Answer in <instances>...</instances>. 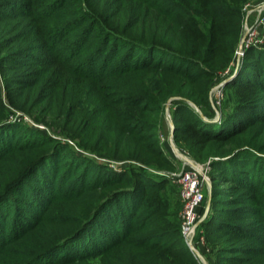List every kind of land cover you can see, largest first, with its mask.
I'll return each mask as SVG.
<instances>
[{"label":"trees","instance_id":"16d2710c","mask_svg":"<svg viewBox=\"0 0 264 264\" xmlns=\"http://www.w3.org/2000/svg\"><path fill=\"white\" fill-rule=\"evenodd\" d=\"M122 1L113 0L117 7L109 13L93 0H0V56L5 54L0 65L24 57L32 68L14 81L23 93L13 106L38 112L40 122L51 126L48 118L61 87L46 90L51 99L33 94L41 82V89L52 87L65 74L62 68L42 67L50 56L65 58L57 46L70 40L68 62L86 60L85 52L96 46L102 70L93 65L85 78L94 83L81 89L83 97L73 94L64 101L72 104L70 113L58 107L63 128L98 156L109 148L116 153L124 140L135 147L117 152L113 160L123 153L139 157L140 150L168 164L159 128L166 104L180 98L173 102L174 140L197 162L210 163L214 212L224 195L232 206L241 188L260 190L256 205L262 217L255 230L239 223L244 218L239 209L208 225L232 243L225 264H264V188L240 180L250 161L264 155V134L250 121L264 108V44L246 50L237 79L224 86L233 111L216 122L211 99L216 80L235 59L246 0H134L138 4L129 17L118 7ZM150 20L153 24L144 27ZM37 47L43 56L34 53ZM4 111L1 100L0 264H77L104 256L118 262L129 258L130 250L150 251L155 264H198L171 205L169 180L156 181L145 168L118 175L88 164L42 130L5 124ZM64 151L70 157L63 160ZM257 163L264 175V161ZM147 229L169 238L152 244ZM177 240L185 247L178 248Z\"/></svg>","mask_w":264,"mask_h":264},{"label":"rangeland","instance_id":"374dc122","mask_svg":"<svg viewBox=\"0 0 264 264\" xmlns=\"http://www.w3.org/2000/svg\"><path fill=\"white\" fill-rule=\"evenodd\" d=\"M113 0H93V4L99 3V8L101 10H108L109 13L115 9L117 6L112 4ZM138 4V3H137ZM134 0H123L122 2H119L118 7L122 8L121 13L124 12L127 17L131 16L132 13L135 11V6L137 5ZM264 5V0H246L244 4L242 5V10L244 14L243 18V25H242V39L244 38L245 33L246 39L241 47V42L237 46V51L235 55V59L232 63V67L227 69L225 72H223L221 75V78L217 79L212 90H211V99L213 101L214 108L216 110V115L213 120L216 122L220 121L222 116L226 114H230L233 111V98L229 91L224 89V82L228 79H231V81L237 79L243 63L244 58L246 55V50L251 47H257L261 48L264 44V9L262 8ZM95 7V6H93ZM142 11H144V7L141 6ZM139 11H141L139 9ZM152 21H148L144 23V27H147L149 25H152ZM23 38L26 40V37L23 36ZM72 41V40H70ZM67 42V44L62 46H57V49H60V51L64 52V57L62 58L61 55L58 54V57H49L48 62L45 66L46 67H56V68H62V71L64 72L65 76L63 75L61 77V81L59 83H54L52 87L46 86L44 89H41V86L43 85L42 82L40 83L38 89L36 90L35 97H48V99L52 98V94L50 92H47V89H52L56 87H61V91L59 92V98L58 102H53L55 105L53 108L54 114L50 115V118H48V123L40 122V118H43V115H40L38 112L31 111L28 109H20L18 107L13 106L12 100L19 104V97L20 93H23V90H17L14 86V81L22 76H25L26 73L30 72L32 68L30 67L29 58H18L19 62H15L14 64H7V65H0V101L2 100V104L4 105L5 111V124H20L23 128L29 129H39L48 134L49 137H52L56 139L57 141L62 142L64 145H67L70 148L71 155H75V157H79L80 159H84V161H88V164L92 163L93 165H100V166H106L109 168V171H111L113 174H122L127 169L130 168H145L155 179L156 181H161L162 179H167L170 182L169 187V199L171 202V205L175 211L177 212V219L180 220L181 212L183 209V202L181 199V188L177 183L176 177L182 172H185L186 170L193 168L191 165H189L187 162L183 161L181 158H179L173 151L172 144H171V133L172 128L170 125V119L173 120L172 115V109H173V102L170 103V117L168 116L166 110L162 115V120L160 123L159 128V139L162 151L166 158L168 159V164L165 162H156V158L154 156L150 155L148 152H140V156L137 157L136 155L131 156V158H126L125 153L118 154L119 157L122 159L119 161L113 160L112 157L117 155V152H123L125 148L133 149L135 147L133 143L127 142L122 140L123 144H121L119 147H117V151L115 153V148H109L111 150L105 151V156H98L95 153H92L88 148H82L79 144V139H73L70 135L69 130H65L63 127L65 126V120L61 117V114L59 113V108L62 111H66L67 113H70V105H72L70 102L68 105L65 104L64 101H69V96L75 94L77 97H83V92L85 89L87 90V86L91 83H94V81L86 79V75L89 72L90 68L93 65H96L95 71H101L103 67L102 59L100 56H96L95 48L88 49L86 54V60L78 63L76 60H73V62L66 61L68 52H70L69 49H74L73 42ZM69 44V45H68ZM64 46V48H63ZM125 46V45H123ZM127 51V48H126ZM34 53H36L39 56H43L45 52L39 47L34 49ZM5 54H1L0 58L3 57ZM117 59H121V56H116ZM25 62V63H24ZM24 63V65L20 64ZM17 65V66H16ZM4 66V67H2ZM41 68V69H42ZM64 69H69L64 71ZM83 73L81 76H76L77 73ZM39 73V72H38ZM106 74H103V76ZM105 81L106 79H102ZM98 83V82H96ZM25 96L27 98V94L25 91ZM32 96V97H33ZM261 98H264V94H261ZM176 101V100H175ZM264 101V100H263ZM169 105V102L166 104ZM191 106L195 109H199L196 107V105L191 104ZM59 107V108H58ZM201 112V110L199 109ZM250 121H252L251 128L255 131H259L261 134H264V108L258 109V112L255 116L250 117ZM25 125V126H24ZM95 139V138H93ZM116 141V139H115ZM93 142V141H92ZM175 142V140H174ZM176 144V143H175ZM116 145V144H115ZM113 145V147L115 146ZM177 146V145H176ZM178 148V147H177ZM179 151L192 161H194L196 164L200 166V168H195L199 171V177L200 182L202 184V190L205 195V200L201 204L200 208L198 209V217H199V223L196 227V232L193 237V241H188L185 239L186 245L189 246V242H192L193 248H190V252L194 255L196 261L198 264H205L196 254L198 251L205 259L207 264H225V259L227 257H232V252L234 251L232 243L227 242V237L221 236L220 233L215 231L214 229H210L208 227L210 222H214L218 220L219 218L224 217L225 213L229 211V209H239L238 212H242L244 214L242 218L243 220H240L239 223H242L244 225H248L249 228L252 230H255L257 226H259V221L262 217V214L258 211V205H256L257 194L258 192L254 193L250 191L249 189H242L238 191V193L235 196V204L233 203L232 206H230L229 198L224 195L221 199L222 202L216 203L215 212L213 210V192H214V180L212 176L211 166L210 163H199L196 160H194L187 151L178 148ZM67 157H70V154L68 151L63 152V160ZM125 157V158H124ZM264 155L258 158H253L252 161H250L249 168L245 169V175L241 177L240 180L245 179V182L247 185H250V187L257 186H263L264 188V181H263V173L258 171L259 163L257 162H263L264 161ZM83 161V160H81ZM148 161V163H147ZM156 163L155 167H150V164ZM257 163V164H256ZM152 166V165H151ZM235 169L236 165H235ZM242 171V169H241ZM263 172V171H262ZM243 173V171H242ZM93 177L90 176L89 181H92ZM227 188V186H225ZM259 187V188H260ZM262 189V188H261ZM259 195V194H258ZM209 201H211V207L210 210L204 219V216L206 215L207 207L209 204ZM256 211V212H255ZM213 216L211 219L209 217ZM173 218H170L172 221ZM204 219V220H203ZM151 221V220H150ZM169 221V220H168ZM200 221H202L200 223ZM208 221V222H207ZM238 222V221H235ZM150 243L157 244L155 242V239L157 238L159 241L163 240L166 241L167 238H169V234H165L161 231H157L154 233L153 231L150 232V230H145L144 232ZM178 248H182L185 246H182L181 240L176 241ZM129 258H122L118 259V262H114L113 259H110L109 256L101 257V258H93L91 260H88L87 262L77 263V264H155V261H153V257L151 256L150 251L145 252H138V251H132L130 250Z\"/></svg>","mask_w":264,"mask_h":264},{"label":"built area","instance_id":"2783aa9c","mask_svg":"<svg viewBox=\"0 0 264 264\" xmlns=\"http://www.w3.org/2000/svg\"><path fill=\"white\" fill-rule=\"evenodd\" d=\"M199 171L190 168L177 175L176 180L181 188L183 209L181 212V230L188 241H193L196 227L199 223L198 209L205 200L200 182Z\"/></svg>","mask_w":264,"mask_h":264},{"label":"water","instance_id":"95a60500","mask_svg":"<svg viewBox=\"0 0 264 264\" xmlns=\"http://www.w3.org/2000/svg\"><path fill=\"white\" fill-rule=\"evenodd\" d=\"M263 9H264V5H263V7H262ZM246 35H247V33H245V35H244V38H243V40H242V42H241V47L240 48H242V45H243V43H244V41H245V39H246ZM230 80L231 79H228V80H226L225 82H224V84L223 85H226V84H228L229 82H230ZM177 99H180V98H174V99H171L170 101H169V105L167 106V109H166V112H167V114H168V116L170 117V113H169V111H170V103H172L173 101H175V100H177ZM170 125H171V128H172V133H171V144H172V148H173V151H174V153L179 157V158H181L183 161H185V162H187L189 165H191L193 168H200V166L198 165V164H196L194 161H192L191 159H189L188 157H186V156H184L180 151H179V149L177 148V146H176V144H175V142H174V133H175V123L170 119ZM210 207H211V201H209V204H208V207H207V211H206V215L204 216V219L206 218V216H207V214H208V212H209V210H210ZM203 219V220H204ZM202 221H200V223H201ZM189 246H190V248H193V244H192V242H189ZM194 249V248H193ZM196 254H197V256L205 263V264H207V262H206V259L197 251L196 252Z\"/></svg>","mask_w":264,"mask_h":264}]
</instances>
